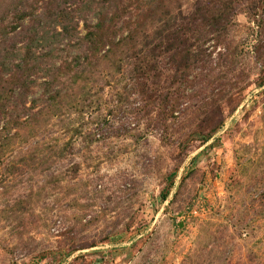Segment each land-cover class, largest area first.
Listing matches in <instances>:
<instances>
[{
	"label": "rangeland",
	"instance_id": "obj_1",
	"mask_svg": "<svg viewBox=\"0 0 264 264\" xmlns=\"http://www.w3.org/2000/svg\"><path fill=\"white\" fill-rule=\"evenodd\" d=\"M0 264H264V0H0Z\"/></svg>",
	"mask_w": 264,
	"mask_h": 264
},
{
	"label": "trees",
	"instance_id": "obj_2",
	"mask_svg": "<svg viewBox=\"0 0 264 264\" xmlns=\"http://www.w3.org/2000/svg\"><path fill=\"white\" fill-rule=\"evenodd\" d=\"M86 5H90V4L88 3ZM57 7H58V5L55 4L56 9H57ZM28 16H30V15L22 13L19 17V20L22 21V23H29L27 28H26V26H24V27L27 29V32L28 31L34 32L33 36L30 39L32 41L31 42L27 41V43L24 45L23 48L18 49V50H20L18 53L20 63H18L19 65L17 66V72L15 69H12L11 75H9V77H12L13 79L15 78V74L18 76L17 79H15V80H17L16 82H17V85H19V86H25V85H23L24 83H26L27 85L29 84L31 86H34L36 84V82L34 81V74H33L32 81L29 80L30 76H31L30 75L31 72H29V71H36V68L26 69V66L24 64H28L33 60H35V61L37 60L38 64L40 63L38 56H37L38 49H36L35 46H38L37 44L42 45V42H46L45 38L49 37L48 34L42 32L41 29L43 28L44 25L48 24L50 19H48V17L40 11L34 14L35 20L28 18ZM52 22H55L57 27L62 29V32L58 33L59 37L63 36L64 35L63 32H66V23L63 22L62 16H60V15L53 16ZM104 26L105 25L97 26L96 28H98L99 30L97 29L95 31L89 32L88 38L89 37L92 38L93 36H96L98 33H100L102 31L101 35H99V38H103V40H109L110 36L109 37H107V36H108V33H109L111 27L104 29ZM37 36L41 37V38L35 39ZM148 40H149V37L145 41H148ZM161 43H163L162 39H161ZM203 44L204 43H202V45ZM102 46H103V44H97V43L89 45L87 59L89 60L92 57V54L101 53ZM193 46L194 45H187V42H183V44L179 45L176 48L172 47L173 54L175 53L177 56H180V58H181V61L179 63V65L181 66V69L189 70L190 67L193 66V64L197 65L199 63H202V64L206 63V60H207L206 58L209 57L208 54L206 53V50H204V49L202 50L199 47L200 45L195 50L194 49L192 50L191 48ZM39 47H42V46H39ZM164 50L165 49H163L162 51L164 52ZM148 52H150V50H148ZM71 61H72L74 67H72V64L70 62L65 61L63 66H59L58 72H60L62 74L63 71L68 70L71 72L74 71L75 75L82 74L83 73L82 71L80 72V71H76V70L77 69L84 70L83 67L85 66L86 63L82 64L81 60L76 59V58H74ZM87 65H90V63L87 62ZM26 73H28L27 76H25ZM48 74H50V71H46V73L43 75V77L47 76ZM21 83H23V84H21ZM46 85L48 87H50L51 82H48V83L46 82ZM13 94H14V97L23 95L22 93L17 92V90L13 91ZM57 95H58V97H57ZM60 97H61V94L56 92V97H51V98H52V101L54 103H56L57 98H60ZM49 104H50L49 101L45 100L43 102V108L42 109L44 110V108H47ZM5 124H7V123H5ZM4 128H5V126H3V128H2L3 131H4Z\"/></svg>",
	"mask_w": 264,
	"mask_h": 264
}]
</instances>
